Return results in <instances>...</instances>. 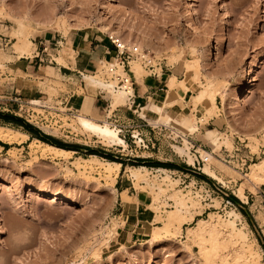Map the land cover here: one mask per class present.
Instances as JSON below:
<instances>
[{
    "label": "rangeland",
    "instance_id": "1",
    "mask_svg": "<svg viewBox=\"0 0 264 264\" xmlns=\"http://www.w3.org/2000/svg\"><path fill=\"white\" fill-rule=\"evenodd\" d=\"M193 2L196 21H188L184 16L189 0H0V32L11 39L7 49L13 51L10 54L20 56L16 52L18 46L34 44L44 37L47 40L54 37L56 43L79 31L96 37L111 35L131 47L140 42L137 46L146 56L131 62V78L135 80L133 66L136 64L142 68L144 80L153 73L161 76V66L173 67L175 71L171 77L179 83L176 88L184 93L191 90L185 100L175 88L178 97L174 114L184 111L198 121L196 132L183 134L176 125L164 121L168 118L167 112L156 123L139 114L141 107L152 99L163 100L166 91H159L142 105L137 102L131 105L129 101L112 105L113 98L108 94L105 98L110 106L100 117L82 111L70 112V106L66 107L67 104L56 99L59 91H66L65 86L45 80L47 73L53 74L52 70L46 73L45 69L38 75L43 78H36L34 86L47 93V100L31 101L34 97L16 96L21 100L14 102L0 98V113L21 117L67 145L83 147L82 151L55 159H41L39 152L45 148L31 137L24 143H5L7 146L0 148V264H155L161 256L163 264H174L176 256L182 253L192 256L200 253L199 246L189 237L190 228L195 227L199 219L209 220L213 216L228 222L230 211L240 213L236 227L246 234L248 246L260 256L256 264H264V185L251 179L253 165L264 159V0ZM40 6L43 7L39 15H34ZM17 22L26 26H23L24 31L21 29L22 35L25 34L22 41L14 35L20 30ZM33 44L30 53L25 55H33L36 48ZM63 46L58 48L57 55H52L53 58L61 55ZM192 49H195L194 53ZM7 50H0V74L6 73L3 62L7 59ZM212 58L216 60L215 71L207 64ZM102 63L103 66L99 65L89 74L101 69L105 80L114 81L108 73L111 63ZM248 65L255 72L250 87L244 83ZM9 73L13 76L16 69H10ZM78 86L82 92L80 83ZM82 86L86 87L84 77ZM208 86L213 88L215 95L213 105L211 102L206 105L210 114L196 99L197 93ZM164 89L168 90V87ZM245 92L249 103L245 108H239L238 101ZM80 113L100 124L108 123L124 139L126 147L109 144L100 135L81 129L75 121ZM220 114L225 125L213 129L220 134L219 147L215 149L205 139L208 128H213L206 123ZM1 126L18 129L2 120ZM184 138L188 140L190 154L195 160L202 150L205 151L206 161L222 182L201 171L204 160L199 158V164L190 166L188 155L178 149L185 147ZM196 139L199 143L193 147ZM86 148L112 154L126 163L117 175L113 174L116 180L107 179L103 174L104 167L96 163L92 170L78 167L76 163L81 161L77 158L91 156ZM243 158L247 159V164L241 171ZM138 159L149 163L138 165ZM151 162L173 163L194 172L169 169L172 171L165 173L159 171L163 167ZM128 166L146 167L149 172L143 173L150 184L141 182L138 186L126 171ZM166 174L175 186L173 189L164 186L168 189L162 193L159 187ZM122 175L125 180L130 179L132 189L120 194L117 179ZM199 175H205L211 182ZM240 187L248 201L239 200L241 205H236L229 197H236L235 192ZM40 189L52 193L39 197ZM55 193L63 198H78L81 203L74 205L61 198L56 200ZM176 193L191 199L188 210L194 220L183 223L180 231L173 228L168 235L154 239L157 227L163 226L168 212L176 209L173 198ZM127 195L132 203L137 199L146 202L136 219L144 226L139 233L147 235L125 245L122 236L127 213L122 201H127ZM240 242L221 244L223 247H217L216 253L209 252V246L200 259H185L183 264H219L221 254L228 255V262L232 263ZM173 245H179V250L171 247ZM189 248L190 253L187 252ZM169 252L173 254L168 255Z\"/></svg>",
    "mask_w": 264,
    "mask_h": 264
},
{
    "label": "bare ground",
    "instance_id": "2",
    "mask_svg": "<svg viewBox=\"0 0 264 264\" xmlns=\"http://www.w3.org/2000/svg\"><path fill=\"white\" fill-rule=\"evenodd\" d=\"M4 8V7H3ZM6 10V9H5ZM12 15V14H11ZM27 15V14H26ZM29 15V14H28ZM194 2L193 0H189V3L187 5V8L185 9L184 16L188 21H196L195 16H194ZM10 18V16H9ZM14 19V18H13ZM15 20V19H14ZM17 20V19H16ZM18 21V20H17ZM52 22V21H51ZM19 25L20 30L17 31L14 35L15 37L19 40L22 41L24 35L21 33V29L24 31L23 26H25L21 22H17ZM41 23V21H40ZM43 23V22H42ZM49 23V22H48ZM47 24V23H46ZM26 27V26H25ZM21 33V34H20ZM119 36V35H118ZM122 37V35H120ZM120 39V38H119ZM120 41L123 42L122 39ZM125 41V40H124ZM127 41V39H126ZM125 41V42H126ZM130 41V39H129ZM132 42V41H131ZM129 42V43H131ZM32 44V42H30ZM124 43V42H123ZM135 43V41H134ZM31 44L28 45H23V46H18L16 48V52L22 56L26 53H30L31 51ZM126 44V43H124ZM127 45V44H126ZM137 45H141L140 42H137V44H133V47H136ZM131 47V46H129ZM138 48V46H137ZM211 51H215L214 46H212ZM217 52V51H216ZM216 55V54H215ZM219 55V54H218ZM217 56V55H216ZM73 48L70 44L66 45L60 56L55 57L54 59L62 64L65 65L66 59L68 58H73ZM217 58V57H216ZM218 59V58H217ZM104 63H101L100 66H103ZM136 76L135 80L139 84H143V70L142 68L136 64L133 66ZM121 69L119 68L118 71ZM132 69L130 70V72ZM254 70L253 68L248 65L247 69L245 70L244 78L247 79V77L252 76ZM109 73V72H108ZM109 76V75H108ZM84 79L86 80V87L87 90L90 93H94L96 89L101 90V92L106 95L105 97H108V94L111 95L113 98V104L112 105H120L123 103H126L128 101V93L123 90H118L116 89V82L115 81H109L105 80L103 78V71L101 69H98L95 74H84ZM182 82V81H181ZM252 83V79L247 81V84H245L246 87H250ZM179 85L178 81L176 80L175 77H171L168 80L167 87L168 90L166 91V96L164 97L163 100H154L152 99L147 105L141 107L142 113H139L143 118H146L147 120L156 123L158 120L162 118V115L167 112L168 118H166L167 124L168 122L172 123L173 125L177 126V129L183 133V134H191L193 132H196L198 130V121L194 117H188V114H186L184 111L175 113L176 107H177V97L178 94L175 91V88ZM185 84V83H184ZM142 86V85H141ZM185 89H188V86L183 85ZM181 87V86H180ZM212 87L208 86L204 91H200L197 93L196 98L200 96L201 93H203V97L198 101V103L202 104L204 106V111L208 114H210V108H208L206 105L211 102L212 105L214 103V93H212ZM249 91V90H248ZM250 93V91H249ZM243 98H240L238 101V107L239 108H245L248 103H249V98L247 92L242 94ZM103 96V95H102ZM195 100V98H194ZM34 103L39 104V101H35ZM211 106V104H210ZM111 112V109L109 110ZM191 112V111H190ZM170 113V115H168ZM174 114V116H173ZM191 115V114H190ZM194 116V115H193ZM76 122L77 124L81 127V129H84L85 131H89L94 134L100 135L102 138L106 139L107 142L110 143H115L114 141L116 140H123V144H121L123 147H126V142L124 141L123 138H121L118 135V132L116 129L112 128L109 126L108 123L100 124L96 121H94L92 118L88 117L86 114L80 113L76 116ZM75 122V123H76ZM150 122V123H151ZM85 123L89 125V127H85ZM76 124V125H77ZM96 129H99L97 131ZM105 129H107L108 132L114 133L113 136H108L105 134ZM177 134V133H175ZM180 134V133H178ZM219 135L216 130L209 129L206 131V141H208L212 146L219 147ZM27 134L25 132L9 128V127H0V140L5 141L7 143H24V141L27 139ZM39 145L44 147L41 152H39V156L41 159H55L59 156L62 157H67L73 153V151L66 150L63 148H59L57 146L50 145L48 143L42 142L35 140ZM184 141L186 143L184 148H178L182 153H186L188 155V161L190 165L195 164V159L193 156L190 154V148H189V142L187 139L184 138ZM117 144V143H116ZM1 148V147H0ZM34 152L38 154V152L34 149ZM202 160H204L203 166H201V171L209 176L210 178L217 180L219 182H222V179L214 172L213 169H211L209 163L206 161V154L205 151L202 150ZM78 161L76 164H78V167L80 166L81 169L85 170H92V165L93 164H98L101 167H104L103 174L107 179H115L113 177V174L117 175L118 172L120 171L122 165L119 162L116 161H109V160H102L100 159L97 155H91L89 158H83L79 157L77 158ZM264 159H262L259 163L254 164L252 171H251V179L257 183H261L264 185ZM98 166V167H99ZM77 167V166H76ZM77 167V168H78ZM126 171H129L131 174V177L135 180L136 184L139 186L141 182H146V184H150L149 179L147 178V175L143 173V171L149 172V170L146 167H132L128 166L126 167ZM159 171L168 173L169 171L167 169H159ZM103 175V176H104ZM116 180V179H115ZM163 185L159 187L160 192L165 193L167 191V187H173L175 186L174 182L170 181L168 174H166V177L163 178L162 181ZM164 186H167L166 189ZM52 192H50L48 189H40L38 190V196L41 197L43 195H50ZM176 201V209L173 211L168 212L167 216L163 220V226L157 227V231L154 234V239H159L160 237H164L168 235L173 228L176 229L177 231H180L181 225L186 222H191L194 220V215L190 214L189 212V204L191 199H187V197H181L179 193L174 194ZM236 197L241 200L243 203H247L248 198L244 193V190L242 187H240L236 192H235ZM54 198L56 200L58 199H63L66 202L72 203L74 205L80 204L81 201L78 198H63L61 194L55 193ZM193 203V202H191ZM193 205V204H192ZM186 214V215H185ZM229 220L228 222H223L221 219H217L215 217H211L209 220L205 219H199L196 223V226L193 228H190L191 236L189 237L195 241V243L199 246L201 242H204V249L203 251L208 252L209 246H211V249L209 252H214L216 253L217 247H219L221 244L225 245L226 242H232L236 240H240L241 246L240 248L235 252V256L233 259L232 263L228 262V255H219V264H256L260 260V256L256 254L253 251L252 246H248L247 244V236L245 233L241 232L240 230L237 229L236 227V219L240 217V213H236L235 211H230L229 212ZM229 240V241H228ZM214 242V243H213ZM225 243V244H224ZM221 245V247H223ZM227 245V244H226ZM225 245V246H226ZM200 248V247H199ZM219 250V249H218ZM214 256V254L212 255ZM218 256V254H216ZM215 257V256H214Z\"/></svg>",
    "mask_w": 264,
    "mask_h": 264
},
{
    "label": "crops",
    "instance_id": "3",
    "mask_svg": "<svg viewBox=\"0 0 264 264\" xmlns=\"http://www.w3.org/2000/svg\"><path fill=\"white\" fill-rule=\"evenodd\" d=\"M53 41L54 37H50L48 40L44 37L43 39H39V41H37L36 43H32V46L36 48L33 55L31 56L25 54L22 56H15V54L13 55V53L10 54V52H13L10 50H7V53L5 52V56L7 57V59H5L3 64L6 68V73L0 74V80L3 81L2 83H0V98L13 100L14 102L21 100V98H16V96L34 97V99H32L31 101L47 100V93L42 90L41 87H35L34 81L36 80V78H43L38 76L39 74L44 72L42 71V69H45L46 73L52 70L53 74L50 75L49 73H47L48 76L44 79L58 82L66 88V91H59V95L56 97L59 102H61L62 104H67L66 107L70 106V111L73 112L82 111L84 113H91L94 117L103 116L102 113L105 112L110 106L108 103L109 101L100 91L95 93L88 92L86 90V87L84 88L82 86V81L84 74L93 73L102 63V61H105L107 63H112V61H114L116 51L111 41L108 37H96L91 35L90 33H81L80 31L74 33V35L69 37V39L65 38L64 41L61 40L57 41L56 43H54ZM64 44H70L72 46L74 56L71 59H66V63H64L65 65H63V63H58L52 57V55H57L56 51ZM12 68L16 69V73L13 76H11L9 73V70ZM151 71H154V69ZM161 71V76L153 73L149 78L145 80L143 79V84H139L136 80L134 81V93L136 97L135 104L136 102L138 103V105L147 103L149 98L157 95L159 91H167L164 88L167 87L168 80L174 74L175 70L173 67L163 68L161 66ZM78 83H80L81 85L80 87L82 88V92L79 90ZM176 90L178 93L179 91L182 93L181 95H179L182 96L185 100L191 93V90L185 93L182 89L176 88ZM7 95L11 97H7ZM13 96L15 98H13ZM206 125L213 127L208 129H218L225 125V121L222 117V114H220L219 117L211 118L206 123ZM18 129L23 128L20 127ZM25 133L28 136L27 139H30L31 137L34 140L40 141L30 133L26 131ZM5 143L9 144L5 141L0 140V147L2 149L4 148L2 144ZM198 143L199 139H196L193 147H196ZM199 147L203 149V144H200ZM195 151L198 152V150ZM199 158L200 160H202L201 155H199V157L197 156L195 164L196 162L199 164ZM124 178V175H122L117 179V184L119 186V189H117V191H121L119 192L120 194L132 189L131 183H129L130 179L127 178L125 180ZM130 199L131 197L128 196L127 201H122L124 212L127 213V223L125 225V230H123L122 236L123 240L125 241V245L126 243L137 242L139 241L140 237L147 235V233H139V230H142L144 226L141 220L136 219V215H140L138 212L140 207L146 205V202H143L142 199H137L135 203H132Z\"/></svg>",
    "mask_w": 264,
    "mask_h": 264
},
{
    "label": "built area",
    "instance_id": "4",
    "mask_svg": "<svg viewBox=\"0 0 264 264\" xmlns=\"http://www.w3.org/2000/svg\"><path fill=\"white\" fill-rule=\"evenodd\" d=\"M112 45L115 48L116 56L114 62L108 64V72L111 74L112 78L116 82V89L123 90L128 93V101L131 105L135 104V93H134V79L130 76L131 62L136 59H144L145 54L137 47H129L120 41L119 38L114 36H108ZM11 44V39L0 32V50H7ZM123 45V47H121ZM119 68L121 69L120 71ZM71 112V111H70ZM236 152V151H235ZM242 167L241 171H244L246 167L247 159H241ZM229 203V202H228Z\"/></svg>",
    "mask_w": 264,
    "mask_h": 264
},
{
    "label": "trees",
    "instance_id": "5",
    "mask_svg": "<svg viewBox=\"0 0 264 264\" xmlns=\"http://www.w3.org/2000/svg\"><path fill=\"white\" fill-rule=\"evenodd\" d=\"M0 120H2L3 122L7 123V124H12V126L17 127V128H23L26 132L30 133L31 135H33L35 138L39 139L42 142L48 143L50 145L53 146H57L59 148H63L66 150H71V151H82L83 147L80 145H67L65 143H63L62 141L56 139L53 136L47 135L46 133L42 132L40 129H38L37 127H35L34 125L28 123L25 119L15 116V115H11V114H6V113H0ZM4 147L7 146L6 144H2ZM85 150H87L89 152V154L91 155H97V156H101L104 157L110 161H116L121 163L122 165H126L125 162L123 161H119L116 159L115 156H113L112 154L109 153H105L93 148H86ZM137 164H147L149 163V161H142L140 159H138ZM147 162V163H146ZM151 164H153L154 166L157 167H163V168H168V169H177V170H182V171H187V172H194L191 169L187 168V167H183L180 165H176L173 163H163V162H151ZM201 179L207 181V182H211L205 175H199ZM230 200L235 203L236 205H241L239 199H237L234 196H230L229 197ZM244 214H246V212L242 211Z\"/></svg>",
    "mask_w": 264,
    "mask_h": 264
},
{
    "label": "snow or ice",
    "instance_id": "6",
    "mask_svg": "<svg viewBox=\"0 0 264 264\" xmlns=\"http://www.w3.org/2000/svg\"><path fill=\"white\" fill-rule=\"evenodd\" d=\"M41 7L43 6H40V7H37V9L35 10L34 12V15H39L40 11H41ZM121 47H123V45H121ZM193 53L195 52V49H192ZM251 63V61H250ZM207 64H208V67H210L212 69V71H215V65H216V60L215 58H212V59H209L207 61ZM181 67H184L183 65ZM246 69H247V66H246ZM255 76V72H253L252 76H249L247 77V79L244 81L245 84H247V81L250 80V79H253V77ZM190 79H195V77H190ZM203 93L200 94L199 97H197L196 99L199 100L203 97ZM85 127H89V125L87 123H85ZM97 131H99V129H96ZM105 131V134L108 135V136H113L114 133H110L107 131V129L104 130ZM115 143L117 144H123V140H116L114 141ZM264 166V165H262ZM264 182V181H262ZM191 236V233L189 234ZM195 242V241H193ZM187 243V242H185ZM214 243V242H213ZM173 248H175L176 250H179V245H173L171 246ZM200 253L196 256H192V255H185L184 253H182L181 255H178L176 256V260L174 262V264H183V261L185 259H188V260H194V259H200L202 256H203V249H204V242H201L200 245ZM187 252H191V249H187ZM173 253L172 252H169L168 255H172ZM155 264H163V256H161L156 262Z\"/></svg>",
    "mask_w": 264,
    "mask_h": 264
}]
</instances>
